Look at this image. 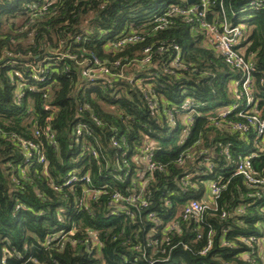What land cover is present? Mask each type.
I'll return each mask as SVG.
<instances>
[{"label": "trees", "instance_id": "1", "mask_svg": "<svg viewBox=\"0 0 264 264\" xmlns=\"http://www.w3.org/2000/svg\"><path fill=\"white\" fill-rule=\"evenodd\" d=\"M31 2L33 0H0V116L8 121H19L26 114H31L28 113L31 101L37 119L28 125L29 128L45 127L51 132L63 130L62 139L54 136L56 145L59 146L58 153L54 152L53 144L50 142L47 144L49 159L52 161L50 167L53 168L48 174L54 180L56 176L60 177V183L70 179L72 174L79 172V169L90 159L85 156L75 164L70 162L84 150V135L74 137L73 147L70 149L66 150L63 142L71 129L82 119L79 116L73 118L72 110L81 107V105H73V97H91L95 94L105 112L114 117L115 122H119L123 119L121 109L128 111L130 115L133 114L130 102L124 97L120 99L100 97L99 93L113 90L108 88L109 80L114 88L127 91L129 76L133 78V83L140 82L141 86L156 85L153 95L156 97V109L162 115L168 113L169 108L181 105L186 98L196 101L193 108L198 115L193 118L194 123L189 125L191 132L188 138L183 145L177 147L176 151H166V147L175 143L184 125L178 124L167 137L149 135V140L155 143V147L151 150L153 156L151 163L177 158L181 151L194 146L201 130L209 125L207 133L211 142L230 143L231 149L218 168L199 177H193L191 183L197 185L195 189L189 188L180 195H169L170 192L175 193L178 189L173 183L162 185L157 179L159 170H154L152 176L158 189L155 197L167 198L170 201L171 206L167 210H162L158 203L149 206L145 202L139 217L135 215L129 217L127 212L113 209L99 217L88 218L85 216L87 208L76 211L75 201L70 197L54 198L51 204L33 203L35 197L29 196V193H34L40 188L35 177L42 173V164L35 161L34 157L28 160L23 151L13 153L12 149L17 145L9 144L7 151L0 148V157H2L0 158V241L4 242L0 244V260L4 259V248H8V251L12 250L8 247V242H11L12 247L23 255L25 244L29 239L43 240L48 235H55L60 231L71 232L73 223L83 221L91 251H85L83 247L78 246V250L67 261L61 259L60 264H149V260L153 258V249L160 246L170 249V258L164 259L163 254L158 253L161 258L156 260V264H249L248 260L243 259L244 254H258L259 250L257 246L254 249L249 248L243 238L262 236L264 187L250 186L244 177L236 174V164L242 158L257 152V157L251 159V162L253 171L262 176L264 150L259 152L260 141L256 139L252 127L245 132L230 131L227 134H222L221 129L215 128V124L221 121H227L231 128V125L244 123L246 120L239 117L237 112L229 114L226 119L219 117L220 111L236 102L233 87L240 78V73L230 67L213 44H210L202 25L203 23L214 25L219 32H222L223 21L227 15L228 25L242 28L241 32L246 38H241L236 48L245 50L246 58L252 62L254 104L264 116V84L260 83L264 80V11L249 7L247 11L242 12L241 9L249 5V0H79L78 5L76 0H69L75 5L69 11H79L80 8H84L82 16L93 12V18L87 21V26L89 28L95 26L102 31H89L84 33L79 41L70 39L64 43L62 36L57 38L55 28L49 32L48 27L44 26V21L37 20L36 23L28 26L29 19L25 18L28 10L23 5ZM86 3L88 7H85ZM100 3L105 4L102 11L99 10ZM190 9L196 11L186 14ZM66 19L72 25L77 23L67 15L57 17L51 23L64 25ZM22 28L25 29L24 32H20ZM82 31V29L76 30V34L80 35ZM248 31L251 32L250 35L247 34ZM84 36L89 37L86 42ZM10 38L23 42L16 45L18 49L22 50L27 46L30 50L38 49L43 53L36 57L35 62L43 60L40 66L48 73L45 82L32 80L31 69H23L22 65L29 62L24 59L23 51L18 56L4 55L5 46L10 45ZM29 40L31 44L28 43ZM160 49L164 51H159ZM7 50L11 52L13 48L8 46ZM61 52H64L62 59L59 58ZM45 56L48 59H44ZM177 56L180 57L178 63L175 62ZM116 59L120 60V64L114 69L111 65ZM146 59L148 62L144 64L143 61ZM174 62L183 67H174ZM101 68L108 69L109 74H97L94 79H89L88 76L80 79L88 70ZM192 69H196V72L192 73ZM16 73L22 75L28 85L22 89L23 96L20 97L19 104L13 103L19 87L18 82L21 81ZM190 73L196 79L187 78ZM173 77L175 84L169 85L167 82ZM53 85L58 87L54 89ZM33 86L52 90L47 108L42 107L44 93L33 91ZM213 88L217 90L215 94H212ZM184 89L193 91L182 95ZM127 94L132 95L131 92ZM53 109L55 112L52 111ZM152 112L153 109L145 106L144 114L136 113V115L138 119L146 122ZM48 117L51 119L49 120ZM164 118L166 119L167 116ZM0 127L4 125L0 124ZM140 130L143 131L142 128ZM241 133L245 138H240ZM115 134L116 128L113 127L108 132V138ZM124 135L125 129L121 127L119 135L116 136L117 141L119 142ZM21 139L30 142V137L22 136ZM138 140L136 134L129 133L127 146L113 149L109 155L120 156L127 151L125 159L132 161L140 146ZM88 143L92 144L91 139ZM56 155L59 161L53 159ZM99 155L100 153L97 152V158ZM200 158L203 159V155ZM144 163L141 153L140 161L132 162L128 167L122 166L119 174L122 176L126 174L127 179L125 185L118 187L132 186L139 171L137 164ZM25 168L28 169L26 173ZM112 171L114 170L109 167L101 172L98 178L100 184L112 181V176L108 175V172ZM167 175L171 176L170 173ZM217 181L223 186L216 200L218 208L216 210L212 207L207 208L202 222L195 223L192 219L185 221L184 209L188 203L193 200L209 201L207 196L210 185ZM139 183L143 185L144 181L141 180ZM21 185L27 191L17 190ZM68 188L80 194L87 201L88 207H95V204L104 197V193L99 188L89 187L86 180H77L71 185H66L59 195L67 192ZM121 194L123 195V192ZM44 195L51 196L52 193L45 191ZM17 202L24 203L26 207L18 209ZM60 207L67 209L64 213L67 223L56 226L51 215H54L56 209ZM41 208H50L51 213L38 215ZM130 210L135 211L134 208ZM240 210L243 212H239ZM153 213L156 215L150 219ZM209 225L215 229V234L211 237L212 246L205 255L201 256L199 252L208 247ZM175 228H179L180 232L176 233ZM29 232L32 233L31 237L27 236ZM92 232H96L97 235L92 237ZM200 233L203 235L197 240ZM168 237L171 239H167ZM92 239L97 243H91ZM180 240L183 243L191 242V250H186L183 245L171 247ZM137 243L140 245L139 251L136 250ZM63 256L64 253H60L59 257L54 259ZM4 264H19V262L15 256H10Z\"/></svg>", "mask_w": 264, "mask_h": 264}, {"label": "clouds", "instance_id": "2", "mask_svg": "<svg viewBox=\"0 0 264 264\" xmlns=\"http://www.w3.org/2000/svg\"><path fill=\"white\" fill-rule=\"evenodd\" d=\"M76 4H79V0H76ZM23 6L28 10L27 16L25 18L29 19V27L36 23L37 20L44 21V26L48 27L49 32L55 28L57 30V38L59 39L62 36L64 43H67V41L70 39L79 41L81 40V36L89 31H102L95 26L92 28L87 26V21L93 18V12L85 13L82 16L81 13H84V8H80L79 11H69L70 8L75 7V5H72L69 0H60V2H58V0H33V2L26 3ZM85 7H88L87 3L85 4ZM104 7V3L99 4V10L102 11ZM249 7L254 8L257 11H264V0H249V5H247L245 8H242L241 11H247ZM221 8H223V4H221ZM65 15L73 20H76L77 23L72 25L67 19L65 20L64 25H53L51 23L57 17ZM223 23L225 31L224 38L228 41V44H239L241 38H246V35L241 32L240 28L233 29L231 32L228 31L229 25L227 15H225ZM79 29H82L83 31L80 33V35H77L76 30ZM24 31L25 29H20V32ZM247 34L250 35L251 32L248 31ZM229 37L232 38L229 39ZM88 39V36H84L85 42ZM10 40V45L5 46L4 55L18 56L21 54V51H23L24 59L29 61L28 63L22 65L23 69H31V74L36 78V80H41L42 77L39 74L44 71V69L40 67V64L43 63V60L38 63L35 61L36 57L43 55V53L38 49L30 50L27 46H25L22 50L18 49L16 48V45L23 42L11 38ZM28 43L31 44V40H29ZM8 46H11L13 51L9 52L7 50ZM65 51H67V49H65ZM159 51H164V49H160ZM63 56L64 52H61L59 58L62 59ZM44 59H48V57L45 56ZM124 59H127V57H124ZM148 59H150V57ZM233 61L236 65L243 64V59H238L237 54L230 55L229 63ZM147 62V59L143 61L144 64H147ZM34 63L35 66H33ZM119 64L120 60L116 59L111 66L115 69ZM173 66L183 67V65H176L175 62ZM247 67H250V65H245V68ZM164 71H168V69H164ZM195 72L196 69H192V73ZM192 73H190L189 77L187 78L196 79ZM16 75L20 74L16 73ZM87 75V73H84L80 79H83ZM149 76H151L150 73ZM251 79L252 78L249 77V80ZM132 80L133 78L129 76L127 91L114 88L112 82L109 80L108 88L113 90H104L99 93L100 97L107 96L109 98L115 97L117 99L124 97L130 102L133 114L130 115L128 111L121 109L123 119L119 122H115V118L109 116L105 112L104 107L101 105L100 100L96 98L95 94L91 97H73V105H81L79 109L74 108L72 110L73 118L79 116L82 117V119L75 125L74 128L71 129L70 134L66 139L63 140V142L65 143L66 150L70 149L73 147L72 141L74 137H80L81 133H83L84 150L78 156H76L75 160L70 162L75 164L85 156L90 157V159L79 169V172L73 173L71 178L65 179L63 183H60L59 176H56L54 180L53 177L48 174L50 171H53V168L50 167L52 161L49 159V151L47 147L48 142H51V144L55 146L54 152H59V146L56 145V141L52 139V137L55 136L58 139H62L63 130L60 132H50L45 127H40L37 129L35 126H33L29 128L28 125L32 124L37 119L35 108L33 106V102L31 101L28 108V113L31 114H26V116L22 117L19 121H8L3 116H0V124L4 125V127H0V140H2V143H0V148H3L5 151H7L9 144L17 145V147L12 149L13 153L23 151L25 156H29L28 148L24 146V141L21 139V137H30L31 147L35 149V152L32 155L34 156L35 161H38L43 166L42 173L35 177L37 184L40 185L39 190H36L34 193H29V196L35 197L33 203L47 202L48 204H51L54 198L64 199L65 197H70L75 201L76 211H83L85 208H87L85 216L88 218L99 217L113 209L127 212L129 217L134 215L139 217L145 202H147L149 206H154L156 203H158L162 210H167L171 206L170 201L167 198L157 199L155 197V193L158 191V189L152 176V172L154 170H159L157 179L161 181L162 185L165 183L175 184L178 191L175 193L170 192L169 195H180L189 188L195 189L197 187L195 183H191L193 177H199L200 175L207 174L208 172H211L220 166L221 161H223L225 157L228 156L231 149V144L212 143L208 138L209 134L207 133V128L210 127V125L205 126V129L201 130L199 137L195 140L194 146L188 148L185 151H181L177 158L149 163V161H152L153 159L151 150L153 147H155V143L149 140V135L154 134L159 137H167L172 133L173 128H175L178 124L184 125L183 130L176 138L175 143L166 147V151H176L177 147L183 145L185 140L188 138V135L191 132V127H189V125L194 123L193 118L198 115L193 108V105L196 104V101L191 98H186L181 105L169 108V112L162 115L160 111L156 109V97L153 95V89L156 87V85L144 84L141 86L140 82L133 83ZM18 83L19 87L16 90V99L13 101L15 104L20 103V97L23 96L22 89L28 86L23 80V77H21V81ZM167 83L169 85H174L175 78L173 77V79H170ZM260 83L264 84V80H261ZM57 87L58 86L53 85L54 89ZM32 90L44 93L42 107L47 108L48 101L51 99L52 90L47 88H37L35 86H33ZM237 90L240 91L241 95H243L245 92H251V89H249L247 84H245L243 90ZM190 91L193 90L184 89L181 94L184 95ZM216 91L217 90L213 88L212 94H215ZM127 92H131L132 95L129 96ZM237 99H239V97H237ZM145 106L153 109L151 116L148 117L146 122L138 119L136 115V113L143 115ZM52 111L55 112V109ZM225 111H230V109H225ZM241 115H243V113H241ZM165 116H167L166 119L164 118ZM48 119L50 120L51 117H48ZM255 121L256 117H251L250 122L254 123ZM213 123L215 124V121H213ZM133 125L136 127H133ZM113 127L116 128V134L111 136L109 139L108 132L109 130L113 129ZM121 127L125 129V135L118 142L116 136L119 135V129ZM245 127L246 126L243 124H236L229 128L227 121H221L220 123L215 124V128L221 129L222 134H227L230 131L234 132L237 128ZM141 128L143 131L140 130ZM260 128L261 131H264V121H260ZM129 133H134L139 137L138 144L140 145L136 154L132 157V161L125 159L127 156V151L120 156L115 154L110 156L109 153L112 152L113 149L127 146ZM240 138H245L243 133L240 134ZM89 139H91L92 144L88 143ZM205 144H207V146H205ZM133 147H136V145H133ZM97 152L100 153L99 158L96 156ZM141 153H143V160L145 163L137 164L139 171L137 172L136 182L130 187H118V185H125V181L127 179L126 174L123 176L119 174V169L122 166L128 167L132 162L140 161ZM202 155L204 157L203 159L200 158ZM53 159L59 161L58 155L54 156ZM29 167H31V164ZM109 167L114 170L112 172H108V175L112 176L113 178L112 181L109 183L100 184L98 178L101 172L106 171ZM27 171L28 169L25 168L24 172L26 173ZM80 173H83V175ZM168 173L171 174L170 177L167 175ZM180 177L183 178L181 179ZM26 180L27 178L25 177V181ZM73 180H86L89 187L94 189L99 188L100 191L104 193L103 200L97 202L95 207H88L87 201L81 197L80 194L73 192L71 188H68L67 192L59 195L62 193V189H64L66 185L72 184ZM141 180L144 181L143 185L139 183ZM13 181L15 182V177H13ZM217 183H219V181H217ZM28 187L30 188L31 185ZM212 187H214V185ZM17 190L27 191V189H25L22 185L19 186ZM45 191H50L52 195L45 196ZM217 191H219V189H217ZM121 192H123V195ZM207 206L208 205L205 204V207ZM16 207L19 209L26 207V205L24 203L17 202ZM131 208H134L135 211L133 212L130 210ZM66 211L67 209L65 207H60L56 209L54 215H51V219L56 222V226L67 223L66 217L64 215ZM50 213V208H41L38 215H49ZM155 215L156 214L153 213L150 219L154 218ZM233 215H235V213H233ZM188 219L189 217H185V221ZM196 219L197 221L202 219L199 213L196 214ZM209 229L208 247H211V237L215 234V229L211 228V225H209ZM175 232L179 233L180 229L175 228ZM96 235V232L91 233L92 237H95ZM202 235L203 233H200L197 236V240H200ZM27 236L31 237L32 233H27ZM167 239H171V237H168ZM2 243L4 242L0 241V244ZM91 243L95 244L97 241L92 239ZM88 244L89 240L86 239L84 222L81 221L80 223L72 224L71 232L60 231L55 233V235H48L43 240L29 239L25 244V251L23 255L20 251H17L15 247H12L11 242H8V247H11L12 250L8 251V248L3 249L4 259L0 260V264H4V261H6L10 256H15L19 264H60V260L63 259L67 261L68 258L74 254L76 250H78V246L83 247L85 251H91V248L88 247ZM261 244L262 247L258 254L246 253L243 256V259L248 260L249 264H264V241H262ZM180 245H183L186 250H191L192 247L191 242L183 243L182 240H180L178 243L172 244L171 247H179ZM136 250H140V245L138 243L136 245ZM205 251H207V249H205ZM60 253H64V256L54 259V257H59ZM158 253L163 254L164 259L170 258L169 248L163 246L156 247L153 249V258L149 260V264H156V260L161 258L159 255H157ZM199 255H204V252H199Z\"/></svg>", "mask_w": 264, "mask_h": 264}, {"label": "built area", "instance_id": "3", "mask_svg": "<svg viewBox=\"0 0 264 264\" xmlns=\"http://www.w3.org/2000/svg\"><path fill=\"white\" fill-rule=\"evenodd\" d=\"M195 11H196V9H190L189 11L186 12V14H191ZM202 26L205 28V31L207 33V38H208V41L210 42V44H213L215 49L224 57L225 62L230 67H232L233 69H235L236 71H238L240 73V78L234 83V87H233L234 88L233 95H234L236 102L232 106L225 108V109H230V111H225V109L220 111L219 117L226 119L229 114L237 112V115L239 117L244 118L246 121L244 123H235L233 125L243 124L246 127L245 128H237L236 131L245 132L248 130L249 127H252L254 129L256 139L258 141H260L259 152H261L264 150V131H261L260 121H264V116L260 113V111L257 110V106L254 104V96H253V89H252L253 88L254 67L252 65V62L250 59L246 58L245 50H243L242 48H236V47H238L239 44H232V45L228 44V41L224 38V36H225L224 28H223L222 32H219L215 28L214 25L203 23ZM236 28H240L242 30V28L239 26L233 27V26L229 25L228 31L231 32L233 29H236ZM231 38L232 37H229V39H231ZM231 54H237L238 59H243V64L236 65L234 61L229 63V58H230ZM179 59H180V57L177 56L175 62L178 63ZM94 62L96 64H98V61H96V59H94ZM245 65H250V67L245 68ZM41 68H43V67H41ZM85 73L88 74L87 76L89 77V79H94L97 76V74L98 75H100V74L108 75L109 70L101 68L99 70H88ZM39 75L42 77L41 80H36V78L33 75H32V80L39 82V83L45 82L47 79L48 73L43 71ZM21 77H23V76L19 75V80H21ZM249 77H251L252 79L249 80ZM245 84L248 85L249 89H251V92L250 93L245 92L243 95H241L240 91H238L237 89L243 90ZM237 97H239V99H237ZM241 113H243V115H241ZM251 117H256V121L254 123L250 122ZM233 125H231V126H233ZM47 129L50 131L49 128H47ZM82 135H83V133H81L80 136H82ZM52 139H54V136L52 137ZM24 146L27 147L28 151H29V156H27L28 160L32 159L34 157L32 154L35 152V149H33L31 147L30 142H27V141H24ZM255 157H257V152H253V153H251V155L244 157L241 160H239L238 163L236 164V174L244 177L245 181H247V183L250 186H253V187H261L262 186V187H264V172L261 176V175H257L253 171V164L251 162V159H253ZM149 163H151V161H149ZM249 177H251V178H249ZM75 181H77V180H73L72 183H74ZM213 185H214V187H212ZM222 187L223 186H222L221 182H219V183L213 182L210 185V189H209L210 199H209L208 204H207L208 206L205 207V203H202L198 200L190 201L184 209L185 217H189V219H192L195 223L202 222L203 214L207 208L212 207L215 210L218 208L216 200L219 197V194H220ZM217 189H219V191H217ZM87 194L89 195V193H87ZM239 212H243V210H240ZM197 213H199L200 216L202 217V219H200L199 221H197V219H196ZM223 216H225V215H223ZM208 239H209V235H208ZM243 240H244V242L247 243V245L251 249H254L255 246H257L258 250L260 252L261 247H262L261 242L264 241V226L262 229V236L261 237L256 238L255 236H248V237L243 238ZM209 248L210 247L206 248L207 251H205V249L202 251V252H204V255L208 252Z\"/></svg>", "mask_w": 264, "mask_h": 264}, {"label": "rangeland", "instance_id": "4", "mask_svg": "<svg viewBox=\"0 0 264 264\" xmlns=\"http://www.w3.org/2000/svg\"><path fill=\"white\" fill-rule=\"evenodd\" d=\"M202 203L208 204V201L207 200H203Z\"/></svg>", "mask_w": 264, "mask_h": 264}, {"label": "crops", "instance_id": "5", "mask_svg": "<svg viewBox=\"0 0 264 264\" xmlns=\"http://www.w3.org/2000/svg\"><path fill=\"white\" fill-rule=\"evenodd\" d=\"M207 199H210V196L209 195L207 196Z\"/></svg>", "mask_w": 264, "mask_h": 264}]
</instances>
